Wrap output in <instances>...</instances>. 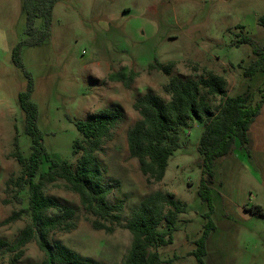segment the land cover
Wrapping results in <instances>:
<instances>
[{
	"label": "rangeland",
	"instance_id": "1",
	"mask_svg": "<svg viewBox=\"0 0 264 264\" xmlns=\"http://www.w3.org/2000/svg\"><path fill=\"white\" fill-rule=\"evenodd\" d=\"M22 4L23 0H0V239L11 241L30 219L24 212L19 219L3 222L27 206V188L17 191L6 181L21 171L12 156L15 136L22 153H30L31 139L18 103L28 73L43 145L52 157L68 160L73 168L79 156L73 153V141L82 136L72 121L87 119L103 107L117 106L122 113L112 138L96 153L104 181L117 184L108 201L122 203L120 223H114L110 233L94 229L90 223L94 216L84 210L78 194L56 180L46 185L45 193L75 208L76 227L51 233L52 243L98 264H121L131 241L122 225L144 196L159 189L186 204L172 242L157 249L161 264L168 260L197 264L191 252L210 209L215 229L206 239L204 264H264V104L249 126V151L237 141L229 154L214 162L209 202L198 193L204 174L196 148L202 125L196 120L181 129V146L169 157L157 183L147 181L126 142L127 130L138 118L132 107L135 98L152 92L168 100L164 85L172 75L198 78L213 72L226 79L228 95L248 86L253 103L260 98L264 71L251 77L243 74L256 56L250 45L234 40L242 30L264 45V25L258 22L264 0H57L50 35L37 45L25 43ZM35 24L42 27L43 19L37 18ZM17 44L22 67L12 59ZM154 60H173L171 73L149 68ZM207 98L214 111L221 98ZM47 166L43 162L41 171ZM43 258L34 240L17 260L13 253L0 250V264H40Z\"/></svg>",
	"mask_w": 264,
	"mask_h": 264
},
{
	"label": "trees",
	"instance_id": "2",
	"mask_svg": "<svg viewBox=\"0 0 264 264\" xmlns=\"http://www.w3.org/2000/svg\"><path fill=\"white\" fill-rule=\"evenodd\" d=\"M56 2L23 0L26 44L37 45L49 37ZM37 18L43 19L40 28L35 24ZM258 22L264 25V15L258 18ZM242 32H238L240 37L234 42L250 45L256 56L243 71L245 76L251 77L257 70L264 71V45H258L252 36ZM12 59L15 65L22 67L20 44L13 48ZM173 65V60L165 63L154 60L148 67L170 74ZM26 75L27 86L18 93V103L25 115V132L31 139L30 153L28 156L22 153L15 136L12 156L20 164L21 171L17 176L9 177L6 184L14 186L17 191L27 188V206L13 211L3 222L19 219L24 212L28 213L30 219L11 241L0 239V250L13 253V260H17L23 255L25 245L34 240L44 254L40 264H98L50 241L51 233L68 232L76 227V210L46 195L45 187L56 180H63L70 190L78 194L84 210L94 216V219H90L91 226L108 233L113 231V224L120 223L122 203L108 201V195L117 184L104 181V170L96 153L102 151L105 142L112 138L122 115L121 110L117 106L103 107L87 119L72 121L82 136L73 141V153H79L76 167L73 168L68 160H58L46 151L37 126V105L31 100L33 82L30 75ZM225 89L226 79L213 72L198 78L172 75L164 85L168 100L152 92L135 98L132 107L137 111L138 118L128 128L126 142L130 156L137 159L139 169L148 182L157 183L163 179L169 157L181 146V129L188 127L190 120H196L202 125L196 148L201 156L204 174L198 193L202 200L209 202L208 183H212L214 162L229 154L237 141L242 149L249 151V126L264 104V89H260V98L255 103L248 86L235 95H228ZM208 95L221 98L214 111ZM45 161L48 163L47 169L41 171ZM15 199L20 201L18 195H15ZM185 210L186 204L171 192L158 189L144 196L122 225L130 233L131 241L121 264H161L157 249L172 242L178 215ZM211 212L212 209L204 215L206 221L203 230L194 241L195 247L191 252L197 264H204L206 239L215 229ZM162 224L165 225L163 230L159 229ZM168 264H171V260H168Z\"/></svg>",
	"mask_w": 264,
	"mask_h": 264
}]
</instances>
